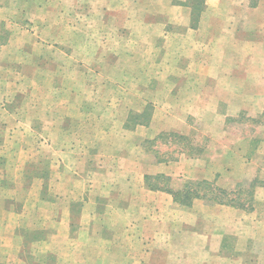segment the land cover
Listing matches in <instances>:
<instances>
[{"label": "crops", "instance_id": "obj_1", "mask_svg": "<svg viewBox=\"0 0 264 264\" xmlns=\"http://www.w3.org/2000/svg\"><path fill=\"white\" fill-rule=\"evenodd\" d=\"M107 1L102 6L104 16H107L102 24H109L107 20L111 11L123 12L125 15L126 12L142 11L146 12L143 13L146 17L144 23L150 25L152 30L162 25V35L151 39L153 42L163 41L171 44L170 49L162 52H166L164 58L172 52L175 64H172L171 69L174 75L180 77V82L177 87L160 83L157 90V85L149 88V92L155 93L153 96L148 95L147 102L140 101L138 95L133 97V102L126 98L122 100V97L115 99L113 96L84 98L74 102L83 117L76 121L75 126L60 125L59 133L70 138H79L81 144L76 146L77 142H73L71 145L69 140L67 149L61 148L59 152L72 155L66 158L67 166L58 151L61 162L56 161V166L53 164L58 175L54 187H63L68 194L66 197L52 194L50 198L41 195L40 200H49L52 203L53 238H61L67 245L72 243L78 247L77 252L82 247V253L73 252L72 257L68 256L66 260H62L63 264H241V261L243 264H264L262 227L258 231L263 242L259 243L257 252L252 253L255 241L253 228L247 222L246 225L242 222L243 214L234 207L212 205L201 199H194L189 206L176 208L170 194L146 182L150 178L162 176L163 174H158L161 170L167 175H172L170 171H175L174 167L176 169L181 160L176 164L167 160L154 162L152 159L147 164L139 157V150L145 141L154 140L160 135L170 136L167 131L157 129V124L164 126L178 123L180 126L177 127V132L184 126L182 120L167 116V112L158 116L157 110L161 104L158 105L156 97L160 89L164 93L168 92L167 101L181 108L177 113H180V116L181 111L187 113L189 108L191 110L195 107L198 110L196 115L188 112V115L193 117L190 120L194 122L206 113L203 108L209 104L214 108L209 111L207 123H224L228 121V117L230 119L244 113L252 118L251 121L262 118L264 0H241L236 3L234 0L231 3L230 0H147L142 4L134 0L127 5L120 0ZM171 11L186 12L185 15L189 19H174L170 16ZM221 11L225 12V17H220ZM132 18L138 17L131 16L124 19L125 24H117L113 33L115 39L124 42L133 35L134 32L125 30L126 26L134 25ZM108 33L106 32V41L111 38ZM67 39L64 46L73 49L74 41ZM72 52L66 51V56H71ZM113 55L104 54L105 67L113 66ZM161 64L167 66L164 59L158 62V65ZM106 86L100 84L95 89L103 92ZM111 87L115 90L119 88L116 85ZM120 90L123 89L119 88L117 91ZM98 107L101 108L100 113L94 118V122L102 121L103 116L108 122V115L104 114V111L112 108V127L100 134L98 132L97 136L90 134L88 137L91 142H88L85 141L86 134L78 132L79 127H85L88 120L93 119L91 114ZM116 107L119 110L122 107L128 109L117 115ZM147 108L151 111L144 123L132 117L133 121L128 120L130 112L142 114ZM70 117L66 116L63 120L69 121ZM129 127L131 129L127 131ZM111 129L113 131H110ZM263 132L264 124H261L256 132L259 140ZM181 135L188 134L181 132ZM212 136L213 140L221 137L220 133L215 132ZM120 138H127L128 143L122 148L116 144L109 148L110 151L104 150L108 148V140ZM218 146L221 150L212 152L206 160L217 167L222 164L223 168L233 169L230 162L232 153L222 159L219 154L226 151L222 150L223 141H220ZM55 150H58V147L53 148L56 155ZM207 150L205 153L209 152ZM205 153H202L203 157ZM199 160L196 159L194 163ZM246 163L249 167L250 163ZM4 169V162L1 161L0 172ZM65 170L68 179L64 183L59 179V175ZM0 179V186L3 184V187L15 184L12 180ZM123 186L125 190H121ZM78 192L79 194H76ZM10 199L14 207L10 206L11 202L8 203L6 198L0 197V218L20 220L23 210L19 204L22 202L16 198ZM60 203L65 204L66 209L60 207ZM123 203L128 205L124 212L119 209ZM63 218L66 219V224L61 226V220H65ZM95 218L101 221L98 226L92 225ZM87 219L89 221L85 222ZM21 231L20 228L17 229V233ZM8 232H11V228ZM34 232L39 234L38 241L44 240L42 236L48 234L43 228ZM235 241L238 243L235 244ZM235 251L240 252L237 258ZM92 253L98 255L92 257ZM56 262L59 264V261Z\"/></svg>", "mask_w": 264, "mask_h": 264}, {"label": "rangeland", "instance_id": "obj_2", "mask_svg": "<svg viewBox=\"0 0 264 264\" xmlns=\"http://www.w3.org/2000/svg\"><path fill=\"white\" fill-rule=\"evenodd\" d=\"M120 1L127 5L134 0ZM135 1L142 4L147 0ZM231 1L233 0L229 2ZM240 1L234 0L235 3ZM106 2L108 1L0 0V163L3 161L5 165L0 178L15 182L5 187L2 184L0 197L11 202L12 207L14 203L10 198L20 200L22 204L19 206L23 210L20 220L0 218V264H56V261L63 264L62 260L72 257L73 252L82 253V247L77 252L78 247L72 243L67 245L65 240L53 238L52 203L49 200L40 201L42 196L50 198L52 194H60L61 197H66L68 194L63 187H54L58 175L53 164L60 161L58 153L61 148L67 149L69 140L71 145L73 142H77L76 146L81 144L79 138L59 133L60 125L75 126L76 121L83 117L74 102L106 96H113L115 99L122 97V100L126 98L133 102V97L137 95L140 101L147 102L148 95L153 96L155 93L149 92V88L157 85V90L160 83L170 87L179 85L180 77L174 75L171 69L172 64H175L172 52L165 58L166 52H162L170 49L171 44L153 42L151 39L162 35V25L152 30L150 25L144 23L146 12L142 11L126 12V15L111 11L107 20L109 24H102L107 17L102 11ZM185 14L186 12L180 11L170 12L174 19L188 20ZM224 15L225 12L221 11L220 17ZM131 16L138 18H132L134 25L126 26L125 30L134 33L120 42L113 37L114 29L118 23L125 24L124 19ZM106 32L111 35L108 41L105 39ZM67 38L74 41L73 49L64 46ZM66 51H73L72 55L66 56ZM110 53L114 54V64L112 67H105L104 54ZM162 59L167 66L158 65ZM100 84L107 85L103 92L95 89ZM114 85L123 90H115L111 87ZM167 93L160 89L156 97L158 105L161 104L157 110L158 116L167 112V116L182 120L184 126L177 132V127L180 126L178 123L164 126L157 124V129H163L174 137L160 135L154 140L145 141L139 150V157L147 164L152 159L154 162H181L176 169L174 167L175 171H170L172 175L161 170L158 174H163V178H150L146 182L151 186L166 185L177 190L184 181H206L233 192L230 196L244 203L243 209L235 210L243 214L242 222L245 225L247 222L253 228L255 241L251 252L256 253L259 243L263 242L258 229H264V132L260 140L256 132L264 124V115L261 119L251 121L252 118L244 113L230 118L231 120L228 117V121L224 123H207L209 111L214 108L209 104L203 108L206 113L194 122L190 120L193 117L188 112L196 115L198 110L195 107L191 110L189 108L187 113L181 111L180 116L177 113L181 108L167 101ZM100 109H95L91 114L93 119L88 120L85 127H79L78 132L86 134L85 141L91 142L88 137L90 134L97 136L98 132L100 134L112 127V108L104 111L108 115V122L104 116L102 121L94 122ZM115 109L118 110L117 115H121V111L128 108ZM150 111L147 108L142 114L138 113L139 116L136 111H132L128 120L133 121L134 118L144 123ZM66 116H71L69 121L63 120ZM185 116H188L187 119H184ZM130 129L131 127L127 131ZM181 132L188 135H181ZM213 132L220 133L221 137L213 140ZM126 139L108 140V148L104 150L110 151L109 148L116 144L122 148L128 143ZM128 141L130 142V138ZM220 141H223L222 150L226 151L219 155L224 159L232 153L231 159H228L233 169H224L222 164L217 167L206 160L212 152L221 150L218 146ZM57 147L55 155L53 148ZM216 147L220 149H214ZM206 150L209 152L205 153ZM202 153H205L204 157ZM62 154L59 153L67 166L66 158L69 154ZM196 159L200 160L194 163ZM70 161L72 163L73 160ZM246 162L250 163L249 167ZM168 177L170 181L166 179ZM59 179L66 182L67 170L60 172ZM123 189L125 190L124 186L121 187ZM172 203L176 208H184L182 203ZM60 205L66 209L65 204ZM127 206L120 204L119 209L124 212L128 209ZM87 221L89 220L85 222ZM99 222L101 223L95 218L92 225L98 226ZM65 224L66 219L61 220V226ZM10 228L11 232H8ZM18 228L22 230L20 233H17ZM40 228L48 233L42 236V241H38L39 234L34 232ZM235 247L238 248L237 245ZM235 254L237 258L240 252L235 251ZM97 255L92 253V257Z\"/></svg>", "mask_w": 264, "mask_h": 264}, {"label": "trees", "instance_id": "obj_3", "mask_svg": "<svg viewBox=\"0 0 264 264\" xmlns=\"http://www.w3.org/2000/svg\"><path fill=\"white\" fill-rule=\"evenodd\" d=\"M164 176H157L163 178ZM170 181V178H166ZM154 188L162 189L170 194L175 203H182L183 207L189 206L194 199H201L208 204L228 205L234 208H242L244 203L236 197H231L233 192L225 191L206 181H184L182 186L177 190L169 186H155Z\"/></svg>", "mask_w": 264, "mask_h": 264}]
</instances>
